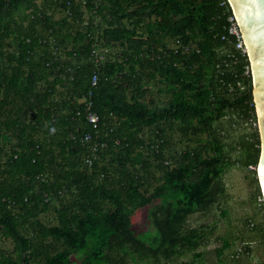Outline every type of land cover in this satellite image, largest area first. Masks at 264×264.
<instances>
[{"label": "trees", "instance_id": "obj_1", "mask_svg": "<svg viewBox=\"0 0 264 264\" xmlns=\"http://www.w3.org/2000/svg\"><path fill=\"white\" fill-rule=\"evenodd\" d=\"M36 1L0 0V232L15 244L10 255L0 247V264H75L74 255L79 264H201L199 249L208 241L209 227H193L190 218L218 201L216 187L223 191L222 178L232 164L257 166L261 152L258 135L243 137L232 160L217 125L229 113L239 119L256 113L252 78L244 75L250 62L227 31L228 0H103L100 12L112 16L105 18V40L124 49L100 72L95 110L103 117L102 129L110 128L111 112L118 124L89 172L81 169L79 140L92 127L84 124L76 131L72 117L80 108L76 97L91 85L90 42L77 32L71 53L80 67L67 73L70 106L62 111L50 101L62 80L58 63L48 66L49 58L42 57L40 68L33 54L40 46V34L33 36L38 24L55 23L36 17L25 25ZM125 19L145 26L138 32L124 26ZM70 27L63 20L60 28ZM59 31L55 38L65 44L69 40ZM176 38L196 49L175 53L169 44ZM8 40L16 46L12 51L5 50ZM49 75L56 82L36 90ZM129 77L136 84L131 101ZM152 93H165L168 100L140 99ZM29 111L34 112L30 121ZM39 132L42 137H35ZM177 132L193 136L199 146L171 157ZM154 167L161 171L156 185L150 182ZM40 174L44 178L38 179ZM146 207L153 232H145V238L134 230L133 216ZM49 211L56 222L39 218ZM230 246L224 241V248ZM242 248L235 254H251L249 244Z\"/></svg>", "mask_w": 264, "mask_h": 264}, {"label": "rangeland", "instance_id": "obj_2", "mask_svg": "<svg viewBox=\"0 0 264 264\" xmlns=\"http://www.w3.org/2000/svg\"><path fill=\"white\" fill-rule=\"evenodd\" d=\"M39 5L40 3L37 0L36 6L29 10L30 19L25 22V25L29 24L33 19L31 13L36 14L40 10ZM58 16H61V14ZM132 20L134 19H125L122 21V24L128 28L135 27L138 29V32H141L145 26L144 23L136 25ZM42 25L41 27H39V25L37 26L38 32L33 34L34 37L39 36L38 34H40V37L42 34L43 36L47 35L46 31L48 26ZM68 30H71L73 34L76 32L73 27H70ZM59 33L65 34L66 31L60 29ZM68 35L69 41L75 39L76 35L72 36L70 32ZM13 48L14 45L10 47L7 44L5 50L10 49L9 51H12ZM50 78L52 79L53 77L51 76ZM158 87H162V84L159 83L156 86L154 85L155 91ZM41 88L43 89L44 87L41 86ZM154 94L157 95L158 98L156 99L160 103L168 100L169 95L165 93ZM32 113L33 111H29L28 113L29 121L33 119ZM217 125L226 143L225 150L228 151L232 160H236L239 156L240 142L243 137L248 136L251 139H255L254 134L258 135L261 145V133L256 113L255 116L250 119H239L233 113H229L219 124L217 122ZM173 135V145L169 148V154L172 155L171 157L177 156V153L187 148H196L199 146V142L196 140L194 141V138H192L193 136H190V138L184 137L179 132ZM149 136L150 133L146 130L144 132L145 139H149ZM12 142L16 143V138H13ZM1 144L0 141V145ZM56 156L59 159L61 158L59 155ZM61 160L62 159H60V161ZM101 163L102 161L99 164L102 165ZM154 168L156 174L154 178L150 179L152 185H156L157 179L161 177L160 169ZM256 169L257 166H250L247 168L232 164L223 175V191L220 193L219 188L216 187L218 201L208 208L207 211L196 213L190 218L189 223L193 227H198L200 225H207L209 227L208 241L199 249V251L202 252V257L200 259L201 264H264V205L261 204L263 196ZM258 187L260 188L261 195L258 193ZM254 193L257 194L256 197H254ZM54 203H56V200H54ZM148 207L136 211L133 216L134 230L140 237L145 236V238L147 237L145 232H153L151 220L148 215ZM39 218L46 223L56 222L55 214L52 211L40 214ZM1 229L0 224V230ZM224 241H229L231 246L224 248ZM243 244H249L251 246V254L243 253L241 255H236L235 251L238 252L239 250L240 253V250L243 249ZM0 247L7 255H10L13 254L12 252L15 248V244L11 238H4L0 232ZM71 259L75 264H79L81 261L78 255L72 256Z\"/></svg>", "mask_w": 264, "mask_h": 264}, {"label": "built area", "instance_id": "obj_3", "mask_svg": "<svg viewBox=\"0 0 264 264\" xmlns=\"http://www.w3.org/2000/svg\"><path fill=\"white\" fill-rule=\"evenodd\" d=\"M42 1L43 0H38L40 3V10L36 14L31 13V17L34 19L38 16L42 19L50 18L53 20V22L55 21V28H47V35L41 36L39 38V45L42 47H47L50 51V57L48 60H46V65L51 66L52 64L58 63L56 66V75H59L60 78L68 81L67 73H69V71H71L74 67H80L78 65L80 63H78V61L75 59L76 54L74 53L72 57H70L67 53V48L60 44L55 38L54 31L56 29H61L60 27L62 23L60 24L59 21L62 18L63 20H66V23L71 25V27L73 24L74 26L81 28L80 31L86 34V41L90 42L91 52L87 61L93 66L94 69L91 78V85L85 94L80 97H76V101L80 105V108L72 117L75 121H78V124L75 126L76 131H80L82 125L84 124H89L92 127V131L85 132L79 140L82 148L84 149L81 161V169L89 172L93 169L95 162L100 160L101 153H103L108 148L107 137L114 131V125L116 126L118 124V117L111 112L109 114L111 119L110 128L107 130L100 127V122L102 121L103 117L97 112V110H95V88L98 86L100 72L102 73L106 63L110 60L114 61L116 55H120L121 50L122 48L124 49V47L118 42L107 43L105 40V31L108 28L105 18L111 19L112 16L109 15L106 10L100 12V8L104 3L103 0H54L56 3L54 5L56 9H47L45 12L41 11ZM59 14L62 16H58ZM227 31L228 35H231L235 38L236 50L249 60L248 50L243 41L241 31L232 8L231 13L227 17ZM226 37V35L223 36V39ZM169 45L173 48L175 53L178 49L183 54L196 49L195 45L184 46L181 44L178 38L173 40ZM70 61L73 62V65L69 63ZM245 68L244 75L252 78L250 64ZM71 137L76 143V136L72 135ZM15 157H17V155H15ZM37 178L39 179L44 177L42 174H40L37 176ZM59 193L63 195L65 192L61 190Z\"/></svg>", "mask_w": 264, "mask_h": 264}, {"label": "water", "instance_id": "obj_4", "mask_svg": "<svg viewBox=\"0 0 264 264\" xmlns=\"http://www.w3.org/2000/svg\"><path fill=\"white\" fill-rule=\"evenodd\" d=\"M245 46L252 70L253 99L261 133V152L257 165L264 201V0H228Z\"/></svg>", "mask_w": 264, "mask_h": 264}, {"label": "crops", "instance_id": "obj_5", "mask_svg": "<svg viewBox=\"0 0 264 264\" xmlns=\"http://www.w3.org/2000/svg\"><path fill=\"white\" fill-rule=\"evenodd\" d=\"M56 3H55V1L54 0H43L42 1V9H41V11H43V12H45L47 9H51V10H55L56 8H55V5ZM62 16V15H61ZM62 21H63V18L59 21V23L61 24L62 23ZM54 23H55V21H54ZM39 25V27H41V26H43L42 24H38ZM72 27H74V30L76 31V32H81L80 30H81V28H79V27H77V26H74L73 24H72ZM38 28V27H37ZM66 31V33L65 34H62V35H64V36H66V38L67 39H69L68 37H69V35H68V33L70 32V34H72V36H74L75 34H76V32L73 34L72 33V31L71 30H65ZM42 34V33H41ZM42 36H43V34H42ZM65 44H62L65 48H67V53H68V55L70 56V57H72V55L74 54H72L71 52H73L75 49H76V44L77 43H75V40L74 39H71L70 41H65L64 42ZM11 41H9L8 40V46H10L11 47ZM80 46V45H79ZM16 48V46L14 45V48L13 49H15ZM8 50V49H7ZM10 50V49H9ZM8 50V51H9ZM122 51H123V48H122V50H121V53H122ZM34 55H35V57H36V60L38 61V63H40V68H42V64H41V58L42 57H44V60H46V59H48L50 56H49V54H50V51H49V49L47 48V47H42V46H36L35 47V49H34V53H33ZM120 56H122V55H120ZM134 65L133 64H131V65H129L128 66V68H130V69H132V67H133ZM135 70L136 71H138L139 70V67L138 66H136V68H135ZM134 70V71H135ZM53 77L52 79L50 78V77ZM54 83V82H56L55 81V79H54V75H49V77H48V79L46 80V79H43V80H39L38 82H37V85L35 86V89L36 90H43L45 87H47L48 86V84L49 83ZM125 85L126 86H128V88H127V90H126V94H127V99L129 100V101H131V95H132V93H134V91H135V82L133 81V79L132 80H130V77L127 79V81H125ZM41 86H43L44 88L42 89L41 88ZM68 88H69V82L67 81V80H64V79H62L61 81H57L56 82V85H55V94H53L52 96H51V102H57L58 103V105H57V107H59V109L61 110L62 109V111H66L67 112V108L70 106V104H69V97H68V93H67V90H68ZM156 98H158L157 97V95H154V93H152L151 95L150 94H147V95H145V96H143V97H141L140 99L141 100H144V102L146 101V102H151L152 100H155ZM65 112V113H66ZM34 115V112L32 113V116ZM35 137H42V134H40V132L35 136ZM52 140V139H51ZM57 140L58 139H53V145H54V147H56L58 144H57ZM48 141H50V140H48Z\"/></svg>", "mask_w": 264, "mask_h": 264}]
</instances>
